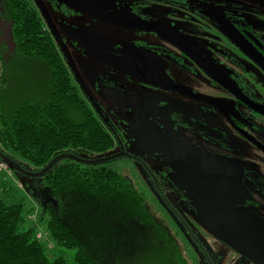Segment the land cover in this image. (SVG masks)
<instances>
[{
    "label": "flooded vegetation",
    "instance_id": "obj_1",
    "mask_svg": "<svg viewBox=\"0 0 264 264\" xmlns=\"http://www.w3.org/2000/svg\"><path fill=\"white\" fill-rule=\"evenodd\" d=\"M39 1L58 40L37 0H31L67 61L65 46L70 41L78 49H91L96 65L123 80L109 82L102 98L141 112L133 120L140 141L124 131L122 123L132 121L104 115L116 138L106 157L123 154L112 161L125 158L130 160L125 167L137 168L139 191L174 231L183 252L190 251L186 257L199 264H254L219 236L225 227L264 257V100L246 81L253 79L248 66L264 71V35L254 31L250 15L264 7L251 0ZM82 16L105 21L110 29L128 28L134 39L98 36L85 25H75L72 39L66 29L58 31L67 18ZM126 84L137 86L139 97L127 92ZM109 91L142 105L122 103ZM81 94L90 98L87 92ZM180 100L201 103V117L178 111ZM93 106L100 109L97 103ZM186 151L210 157L208 167L225 176L185 165L181 157Z\"/></svg>",
    "mask_w": 264,
    "mask_h": 264
},
{
    "label": "trees",
    "instance_id": "obj_2",
    "mask_svg": "<svg viewBox=\"0 0 264 264\" xmlns=\"http://www.w3.org/2000/svg\"><path fill=\"white\" fill-rule=\"evenodd\" d=\"M0 9L16 45L11 66L0 44V150L28 172L41 171L63 153L98 159L113 152L116 138L103 113L74 83L33 3L0 0ZM29 68L35 77L30 91L17 76ZM108 164L62 159L34 177L40 183L30 189L37 215L25 201L0 199V264H67L50 257L38 230L42 224L54 245L76 249L75 264H192L135 184ZM8 167L0 168L6 179L14 171L22 175Z\"/></svg>",
    "mask_w": 264,
    "mask_h": 264
},
{
    "label": "rangeland",
    "instance_id": "obj_3",
    "mask_svg": "<svg viewBox=\"0 0 264 264\" xmlns=\"http://www.w3.org/2000/svg\"><path fill=\"white\" fill-rule=\"evenodd\" d=\"M260 10L261 11L259 13H250V15L253 18L252 21L254 22V31L260 32L264 35V8H260ZM84 18L85 16L84 17L82 16L81 18L78 17L67 18L66 19V21H68L67 24L59 25L57 26V29L59 32H62V30L66 29V36L69 37L70 39L75 38L73 33L77 31L75 25L78 26L85 25L89 33L90 32L93 34L95 33L98 36H107L119 40L124 38L127 40L134 39L133 37L134 35L132 34L133 31L128 28L116 26L110 29L109 27H106L108 26V24L106 25L105 21L104 22L95 21L91 17L87 18L86 20H84ZM86 21L90 22V25H87L85 23ZM195 22L196 23L193 22V24L196 26L197 24L196 18H195ZM71 24H72V28H70ZM0 44H3L5 46L6 48L5 57L7 59V62L11 66H13L16 63L14 60V54L16 53V45L12 36L11 22L4 17V10L2 9H0ZM65 50L68 54V59L71 61L74 69L77 72L79 81L82 82L88 96L90 97V98H86L87 101H89L90 105L92 106L94 104L96 106L97 103L100 106L99 111L103 113V115H105L106 118L107 117L117 118L118 116H120V117H125L128 121H132L129 122L128 124H124V123L122 124L124 131L126 132V135L130 138H135V136L132 135H136L137 133L140 132V130L138 129L137 125L133 123V120L141 112L135 108H133L130 112L127 106H125L124 104L116 102L112 99H109L108 101L107 98H102L106 94V90L109 86V82L116 83L117 80L123 81L122 79L118 78V73L109 70L108 68H103L100 65H96L97 62L92 58L91 49H87V48L78 49L77 47L71 45L70 41H67ZM247 69L253 77V79L251 78L250 80L246 79L248 85L249 86L252 85V87L255 88L256 90L255 94L258 95L260 99L264 100V71L261 68L256 66L254 67L252 65L248 66ZM28 72L29 73H26L25 76L22 74V72H18L17 76L20 78L24 77L23 80L25 81V89L30 91L35 85V77L31 68L28 69ZM254 79L256 81L250 83ZM186 84L187 83H184V85ZM124 88L126 89L127 92L129 93L133 92V94L136 97H139V91L137 86L136 88H133L130 85L126 84L124 85ZM198 89L200 91H203L202 90L203 88L201 86H198ZM100 103H102V105ZM177 104L178 105L176 109L178 111L180 112L190 111L191 116L196 119L200 118L203 113V109H202L203 105H201V103H198L197 101L191 103L186 100H180V102H177ZM135 140L138 143V141H140V138H138L136 135ZM123 163L126 164L124 165ZM127 165L130 166V160H127L125 158L119 159L117 161H112V163L109 164V166L112 167L114 170L126 176L129 180H131V182L135 184V186L138 189L139 179L137 178L138 177L137 168L133 167L129 169L128 167H125ZM33 178L34 177L25 176L23 174L20 176L14 171V176L8 177L6 179L5 173L0 172V199L4 200L7 204H14L20 201H25V203L27 204L29 203V205H32L34 202V195L36 194H34L32 190L30 193L31 186L34 185L36 187H39L40 184L38 179L36 180ZM19 183L22 184L23 188L20 187ZM6 185L8 186L7 191L4 188ZM38 212H39L38 208L35 207L34 214L37 215ZM34 222L35 221L32 220L31 224H33ZM38 230L43 236V241L46 243V245H48V247L51 248L49 250V254L51 258L62 257L66 260L67 264H75L76 249L54 245L52 241L49 239V235L45 224L39 225ZM176 242L179 243L178 240ZM189 252L190 251L185 249L186 254H188ZM188 259L192 264H199L192 256L188 257ZM114 263L117 264L116 262ZM220 264H233V263H220Z\"/></svg>",
    "mask_w": 264,
    "mask_h": 264
},
{
    "label": "water",
    "instance_id": "obj_4",
    "mask_svg": "<svg viewBox=\"0 0 264 264\" xmlns=\"http://www.w3.org/2000/svg\"><path fill=\"white\" fill-rule=\"evenodd\" d=\"M254 3L260 4L262 7H264V2L263 1H259V0H251ZM38 3V7L41 9L42 14L44 16V18L46 19L48 25L50 26V28L52 29L55 38L58 40V34L55 31L48 15L46 14L41 2L39 0H37ZM100 59L105 60L109 63L115 64L119 67H129V65L127 63H124L122 61H119L117 59H112L110 57H107L105 55H100L99 56ZM68 61L70 62V66L72 68V71L76 77V79L78 80L82 90L84 92H86V89L84 87V85L82 84V82L79 81V77L77 75L76 70L74 69L71 61L68 59ZM108 94L112 97H114V99L121 101L122 103H125L127 105L133 106V107H141V103H139L138 101H136L133 98L127 97L124 94H120L114 91H109ZM121 155L123 154H119V155H113L110 157H105V158H98V159H84V158H79L74 154L71 153H63L61 155H58L57 157H55L44 169H42L41 171L38 172H28L25 171L16 161H14L11 157H9L8 155L4 154L1 150H0V159L7 163L9 166H11L12 168H15L17 170H19L23 175L25 176H29V177H41L43 176L45 173H47L50 169L53 168V166L61 161L62 159H71L80 163H84V164H89V165H98V164H102V163H108L112 160H115L119 157H121ZM210 157L208 156H200L197 153H194L192 151H186L184 152V155L181 157V161L190 167L193 168H197L201 171H206L212 174H217V175H223L225 176V174H220L219 172H216L215 170H212L210 167H208V162L207 160H209ZM219 236L228 244L230 245L232 248H234L235 250H237L238 252L244 254L247 258H249L254 264H264V257H262L257 251H255L246 241H244L237 233H235L233 230L225 227L223 229H221L219 231Z\"/></svg>",
    "mask_w": 264,
    "mask_h": 264
},
{
    "label": "built area",
    "instance_id": "obj_5",
    "mask_svg": "<svg viewBox=\"0 0 264 264\" xmlns=\"http://www.w3.org/2000/svg\"><path fill=\"white\" fill-rule=\"evenodd\" d=\"M0 168H2L3 170H6L7 166L5 164L0 163Z\"/></svg>",
    "mask_w": 264,
    "mask_h": 264
}]
</instances>
